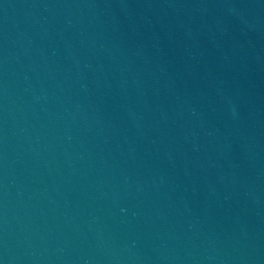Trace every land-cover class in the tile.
<instances>
[{"label": "water", "instance_id": "water-1", "mask_svg": "<svg viewBox=\"0 0 264 264\" xmlns=\"http://www.w3.org/2000/svg\"><path fill=\"white\" fill-rule=\"evenodd\" d=\"M0 264H264V0H0Z\"/></svg>", "mask_w": 264, "mask_h": 264}]
</instances>
